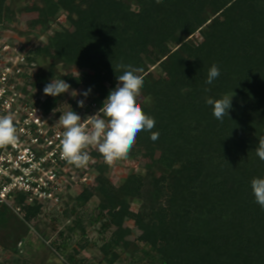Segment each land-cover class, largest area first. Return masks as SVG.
<instances>
[{"label":"trees","instance_id":"obj_1","mask_svg":"<svg viewBox=\"0 0 264 264\" xmlns=\"http://www.w3.org/2000/svg\"><path fill=\"white\" fill-rule=\"evenodd\" d=\"M17 1L0 0L1 27L17 20ZM63 13L75 32L62 27L30 50L28 62L42 65L28 83L45 95L46 84L63 79L73 90L83 87L82 93L91 88L87 98L103 105L123 74L117 65L130 64L144 70L137 100L156 122L137 134L135 151L151 153L139 172L116 186L108 166L98 164L92 184L54 212L68 219L98 198L93 212L59 233L65 262L84 263L65 252L71 231L85 235L86 221L110 231L100 246L106 264L124 253L130 264H264V209L251 190L252 179L264 178V161L256 155L264 136V0H42L29 26L46 31ZM197 32L202 39L194 41ZM213 64L220 75L208 85ZM73 67L82 73L68 71ZM233 92L221 122L205 98ZM63 95H45V110ZM152 132L159 133L155 141ZM24 209L22 219L0 207V247L10 253L0 264H26L22 239L31 228L45 241L52 237L46 222L36 221L39 207ZM127 219L143 246L130 249Z\"/></svg>","mask_w":264,"mask_h":264},{"label":"built area","instance_id":"obj_2","mask_svg":"<svg viewBox=\"0 0 264 264\" xmlns=\"http://www.w3.org/2000/svg\"><path fill=\"white\" fill-rule=\"evenodd\" d=\"M22 41L16 36L0 39V115H12L18 135L15 145L0 151V207L7 206L23 219L24 205L38 206L39 214L53 213L69 197L79 195L95 180L104 158L95 148L87 150L91 160L86 167L61 158L63 128L57 122L64 111L58 100L46 111V96L28 83L37 67L28 62L30 50ZM90 102L71 109L83 120L103 106ZM20 196L21 204H16Z\"/></svg>","mask_w":264,"mask_h":264},{"label":"clouds","instance_id":"obj_3","mask_svg":"<svg viewBox=\"0 0 264 264\" xmlns=\"http://www.w3.org/2000/svg\"><path fill=\"white\" fill-rule=\"evenodd\" d=\"M161 2L162 0H156L157 4ZM117 68L122 70L123 74L116 75V87L110 90L103 101V106L96 114L82 120L71 107L69 111L61 112L57 122L63 128L60 155L68 164L78 168L86 167L91 160L87 150L95 148L103 156L105 163L111 166L115 161L128 156L138 133L154 128L155 119L143 111L137 100L144 84L143 68L123 63L117 65ZM219 75L218 66L213 64L208 71L206 84L211 85ZM70 89L71 85L63 79H53L46 84L43 92L46 96L58 97L69 93ZM204 91L208 92L210 89L205 88ZM90 92L91 88L82 95L87 98ZM70 94L73 98L78 95L75 90H71ZM234 95L235 93L224 95L219 99L205 98V103L212 106V113L217 120L222 122L226 115L229 116ZM77 104L81 108L85 106L84 100H78ZM158 138V132L151 133V140L155 141ZM258 140L256 155L264 161V136ZM17 142V128L12 115H0V148L15 145ZM251 190L255 202L264 209V178L252 179Z\"/></svg>","mask_w":264,"mask_h":264},{"label":"rangeland","instance_id":"obj_4","mask_svg":"<svg viewBox=\"0 0 264 264\" xmlns=\"http://www.w3.org/2000/svg\"><path fill=\"white\" fill-rule=\"evenodd\" d=\"M41 5L42 0H20L13 4L14 9L17 11V20L9 24L8 28H3L0 26V39L16 36L18 39L23 40L22 42L29 48V50H32L34 47L39 46L42 43H47L48 38L52 36L55 31L61 29L62 27L68 28L73 33L75 32V28L68 20V13H63L59 20L52 23L46 31H42L39 28H30L29 23L38 17V9L41 7ZM193 39L194 41L201 40L202 38L200 33L197 32ZM52 62V59H48V63ZM38 65H42L41 60L39 61V64H36V69L39 68ZM56 69L63 74L67 72V70L64 69L61 64H56ZM68 71L74 73L75 75L82 73V71L76 67H73ZM83 89L84 88L81 87L75 90L78 93L75 98H73L70 94L71 90L73 89H70L69 93H64L61 98L57 99L60 101L59 103L61 105L59 107L62 109V111L66 112L70 109V107L79 109L77 101L81 100L80 98H83L81 97ZM82 100H84L85 106L88 105V103H91L89 98L84 97ZM135 144L136 143H134L132 146L134 149L131 148L126 158L115 161L111 166L106 164L104 161L102 162V164L108 166L106 174L116 186L121 185L127 175L135 171L139 172L151 154L150 151H135ZM153 153L155 158H158L160 155L159 152L155 150ZM80 189L81 188H78L77 192L81 191ZM21 199L22 196L18 197L16 204H21ZM97 204L98 198L93 197L84 207H78V214L74 213L68 219L63 213L53 212L38 214L36 221H44V224L43 222L41 223L42 227L46 222L45 227L47 228V233L52 237L48 241H45L32 228L29 230V232H26L24 238L22 239V246L24 245L22 248L24 252L23 258L26 259V264H67L63 259L65 256L64 252L58 251L57 248V245L62 242L61 238L59 237V233L61 231H66L69 225L74 226V221H76L78 217L83 216L84 213L93 212ZM62 205L60 206L59 210L56 211L61 212L63 207ZM139 206L140 203L135 200L132 203V210L137 211ZM31 224L34 225L33 222ZM84 226L86 227L85 235H82L79 229H76L74 232L71 231L69 239H67L68 250L65 253H73L77 260H84L83 264H106L105 260L103 259L104 257L100 252V246L104 243L105 239L109 237L110 231L102 232L100 223L90 226L85 221ZM125 227L128 230V239L133 243L130 249H135L137 246H143L142 243L138 241L140 231L134 222L127 219L125 221ZM74 250L78 251V254L75 253ZM9 255V251L0 247L1 263L6 262ZM115 264H130L129 254H122ZM136 264L148 263L145 261H143V263L138 261Z\"/></svg>","mask_w":264,"mask_h":264}]
</instances>
